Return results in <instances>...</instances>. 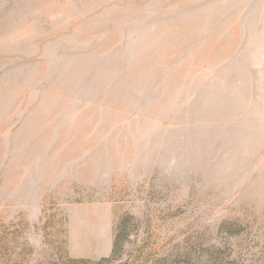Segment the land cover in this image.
<instances>
[{"label":"rangeland","instance_id":"1","mask_svg":"<svg viewBox=\"0 0 264 264\" xmlns=\"http://www.w3.org/2000/svg\"><path fill=\"white\" fill-rule=\"evenodd\" d=\"M0 264H264V0H0Z\"/></svg>","mask_w":264,"mask_h":264},{"label":"trees","instance_id":"2","mask_svg":"<svg viewBox=\"0 0 264 264\" xmlns=\"http://www.w3.org/2000/svg\"><path fill=\"white\" fill-rule=\"evenodd\" d=\"M119 228H120V230L113 237L111 254H110L109 258L104 260V261L112 260L113 257H115L123 247V244H124L127 237H126V234L124 232V229H122L121 227H119Z\"/></svg>","mask_w":264,"mask_h":264}]
</instances>
